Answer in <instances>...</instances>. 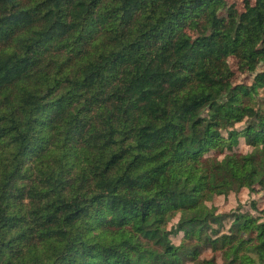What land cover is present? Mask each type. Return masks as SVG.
Returning <instances> with one entry per match:
<instances>
[{"label": "trees", "instance_id": "obj_1", "mask_svg": "<svg viewBox=\"0 0 264 264\" xmlns=\"http://www.w3.org/2000/svg\"><path fill=\"white\" fill-rule=\"evenodd\" d=\"M259 187L264 0H0V264H264Z\"/></svg>", "mask_w": 264, "mask_h": 264}, {"label": "rangeland", "instance_id": "obj_2", "mask_svg": "<svg viewBox=\"0 0 264 264\" xmlns=\"http://www.w3.org/2000/svg\"><path fill=\"white\" fill-rule=\"evenodd\" d=\"M230 2L238 3V5H241L242 0H225V4H228ZM230 66L233 68V78L235 81H246L249 82L251 79V74L247 72L246 69H241L237 66L235 61L233 59L228 60ZM237 151L239 152H246L249 150L248 146L244 143L243 138H238V144L236 146ZM257 195L261 196L262 199L258 203L259 207L261 208L264 206V187H259L257 191ZM251 198V195L248 193L246 188H242L237 193H230L226 196H216L213 199L212 204L217 208L218 211H231L235 209L237 206H246L247 202ZM179 236H174L173 241L177 243ZM212 255L210 250H204L202 252V256H210ZM217 262H219V255L215 254Z\"/></svg>", "mask_w": 264, "mask_h": 264}]
</instances>
